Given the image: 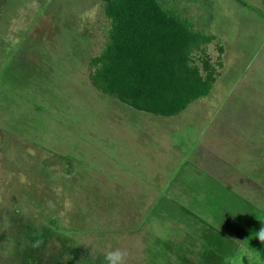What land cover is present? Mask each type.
<instances>
[{
	"label": "rangeland",
	"instance_id": "1",
	"mask_svg": "<svg viewBox=\"0 0 264 264\" xmlns=\"http://www.w3.org/2000/svg\"><path fill=\"white\" fill-rule=\"evenodd\" d=\"M172 5L222 67L159 117L91 86L99 0H0V264H264V0Z\"/></svg>",
	"mask_w": 264,
	"mask_h": 264
},
{
	"label": "trees",
	"instance_id": "2",
	"mask_svg": "<svg viewBox=\"0 0 264 264\" xmlns=\"http://www.w3.org/2000/svg\"><path fill=\"white\" fill-rule=\"evenodd\" d=\"M174 1L99 0L108 27L103 46L87 63L95 91L159 117H174L208 95L223 47L194 29ZM211 44L214 62L206 53Z\"/></svg>",
	"mask_w": 264,
	"mask_h": 264
},
{
	"label": "clouds",
	"instance_id": "3",
	"mask_svg": "<svg viewBox=\"0 0 264 264\" xmlns=\"http://www.w3.org/2000/svg\"><path fill=\"white\" fill-rule=\"evenodd\" d=\"M254 238L264 244V226L254 233ZM39 241L34 246H39ZM127 252L120 249L110 250L104 256L105 264H125Z\"/></svg>",
	"mask_w": 264,
	"mask_h": 264
},
{
	"label": "crops",
	"instance_id": "4",
	"mask_svg": "<svg viewBox=\"0 0 264 264\" xmlns=\"http://www.w3.org/2000/svg\"><path fill=\"white\" fill-rule=\"evenodd\" d=\"M215 37V36H214Z\"/></svg>",
	"mask_w": 264,
	"mask_h": 264
}]
</instances>
